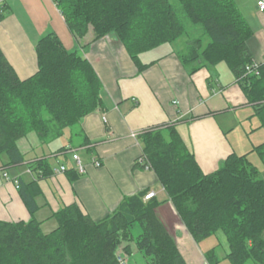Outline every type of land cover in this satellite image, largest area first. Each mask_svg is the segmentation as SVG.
Instances as JSON below:
<instances>
[{
  "label": "trees",
  "instance_id": "trees-1",
  "mask_svg": "<svg viewBox=\"0 0 264 264\" xmlns=\"http://www.w3.org/2000/svg\"><path fill=\"white\" fill-rule=\"evenodd\" d=\"M54 2L75 38H84L91 28L95 40L115 34L139 72L151 65L142 62V54L190 35L189 24L200 27L203 36L187 41L183 62L197 63L191 72L225 63L256 106L259 128H264V64L259 75L246 71L255 61L248 46L254 32L237 0ZM36 56L38 69L21 79L0 49V154L7 156L8 165L26 160L18 140L30 132L45 146L104 106V86L94 66L78 49H68L55 32L39 39ZM139 142L144 154L140 157L151 163L167 200H145L149 190H144L126 197L99 221L78 204L64 206L54 214L58 226L50 233L35 219L0 220V264H120V251L131 254L132 241L149 258L148 264H188L158 214L165 201L173 203L197 244L221 235L227 252L221 256L218 246L205 251L208 264H264V179L249 159L257 152L264 160V142L249 153L230 154L212 173L202 170L175 125L147 129ZM139 158L136 165L145 169ZM29 166L43 176L51 171L46 159ZM19 186L34 214L36 183L21 181ZM136 225L141 232L134 236Z\"/></svg>",
  "mask_w": 264,
  "mask_h": 264
},
{
  "label": "crops",
  "instance_id": "crops-1",
  "mask_svg": "<svg viewBox=\"0 0 264 264\" xmlns=\"http://www.w3.org/2000/svg\"><path fill=\"white\" fill-rule=\"evenodd\" d=\"M237 2L254 32L248 41L249 49L254 60L262 62L264 12L258 9L257 0ZM49 32H55L68 49H78L92 63L104 86V106L45 146L35 131L18 140L26 158L21 164L8 165L7 156L0 154V220L35 219L42 223L44 233H50L58 226L54 214L64 206L78 204L85 214L99 221L117 209L126 197L144 190L167 200L155 171L136 165L143 148L132 132L141 134L155 126L175 125L205 173L220 168L230 154L249 153L264 142V132H257L260 136L256 138L245 131V138L235 134L233 126L228 124L238 111L231 110L230 104L234 108L241 106L240 109L247 105L236 81L230 89L220 87L217 91L208 83L213 73L207 67L191 72L196 64L183 62L184 52L174 49L152 61H142L151 65L139 72L115 34L95 40L91 28L84 38H75L54 0L4 1L0 12V49L21 79L38 69L36 45ZM230 114L232 119L226 118ZM221 116L225 117L227 127L220 121ZM255 130L262 131L259 126ZM73 152L82 158L85 173L76 170ZM42 159L48 160L51 167L46 176L29 166ZM95 160H100L101 166L94 165ZM53 161L58 164L52 165ZM61 166L67 170L60 172ZM15 180L19 185L21 181L36 183L38 210L34 214L29 211ZM158 214L187 263L208 264L173 203L165 201Z\"/></svg>",
  "mask_w": 264,
  "mask_h": 264
},
{
  "label": "rangeland",
  "instance_id": "rangeland-1",
  "mask_svg": "<svg viewBox=\"0 0 264 264\" xmlns=\"http://www.w3.org/2000/svg\"><path fill=\"white\" fill-rule=\"evenodd\" d=\"M189 25L190 27L188 28V30L191 33L190 35L182 37L178 42L174 44L168 43L162 49L147 52L145 55L141 56V60L143 62L152 61L153 59L158 58V56L161 55L163 52L170 51L171 49H174L175 51H183L184 53L187 52L188 51L186 47L187 41L199 36H203V30L200 27H196L192 24ZM193 64H196L195 67L197 66V63H193ZM209 70H212L211 72L213 74L209 76L208 83L211 86L213 85L217 91L222 88L230 89L231 86L236 84L234 75L232 74L231 70L228 68V66L225 63H220L215 67H211V69ZM245 97L247 99V105L246 107H242L244 109H240L241 106H237L236 108H234L233 104H230L229 107L231 110H238V111H236L237 113L235 119L230 120L228 124H231L233 126V128L235 129V134H241L246 138V135H244L246 131L249 133V135H251V137L255 135L257 138V136H260L257 135V132H264V128H260L262 131L255 130L256 127L260 125V119L256 115V106L252 103H249L246 94ZM231 114L229 115V117L226 118L232 119ZM219 119L223 123V125L226 126L225 117L221 116ZM227 129H230L228 130L230 133L232 132L231 128H227ZM249 159L251 162H253L255 165L258 166L260 170V176L262 179H264V160L259 156L257 152H253L252 154H250ZM53 163L58 164V162L56 161H53L52 165ZM140 232H141V228L139 227V225H136L133 228L134 236H137ZM224 245L225 246H223L221 235H216L201 242L199 244V249L204 253L205 251L215 246H218L220 248L218 249L220 255L224 256L225 253L227 252V246L225 243ZM131 250H132L131 254H126L124 253L123 250L120 251V254L123 257H125V261L123 264H148L149 258L136 249V244L134 241L131 242ZM221 264H230V263L228 260H224ZM247 264H254V263L250 261Z\"/></svg>",
  "mask_w": 264,
  "mask_h": 264
},
{
  "label": "built area",
  "instance_id": "built-area-1",
  "mask_svg": "<svg viewBox=\"0 0 264 264\" xmlns=\"http://www.w3.org/2000/svg\"><path fill=\"white\" fill-rule=\"evenodd\" d=\"M4 1L5 0H1L0 1V12H3V9H4ZM257 7H258V9L261 12H264V0H257ZM261 64H264V58H263V61L262 62L254 61L250 65H247L246 66V71L248 73H255V74L259 75ZM139 134H140L139 132H132L131 135H132V137H134L135 139H137L139 141ZM72 158L75 161L76 170L79 173H85L86 167H85V164H84L82 158L77 153H73L72 154ZM139 159H140L141 163H144V164L146 163L145 169L152 170L151 163L149 161L147 162V160H146V158L144 156L143 157H140ZM93 164L99 167V166H101V161L100 160H95ZM66 170H67V168L65 166H61L60 172H65ZM5 176L8 177V174L5 173ZM15 183H16L17 187H19V181L18 180H15ZM155 195H156L155 192H148L145 195V200H149V199L155 197ZM118 260H119L120 264H123L124 261H125V257H123L120 254L119 257H118Z\"/></svg>",
  "mask_w": 264,
  "mask_h": 264
}]
</instances>
